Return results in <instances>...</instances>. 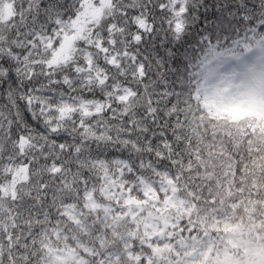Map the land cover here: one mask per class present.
<instances>
[{
  "label": "snow or ice",
  "instance_id": "obj_1",
  "mask_svg": "<svg viewBox=\"0 0 264 264\" xmlns=\"http://www.w3.org/2000/svg\"><path fill=\"white\" fill-rule=\"evenodd\" d=\"M0 264H264V0H0Z\"/></svg>",
  "mask_w": 264,
  "mask_h": 264
}]
</instances>
